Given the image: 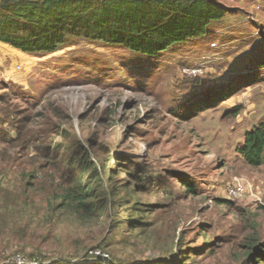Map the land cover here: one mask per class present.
I'll list each match as a JSON object with an SVG mask.
<instances>
[{
	"label": "rangeland",
	"instance_id": "374dc122",
	"mask_svg": "<svg viewBox=\"0 0 264 264\" xmlns=\"http://www.w3.org/2000/svg\"><path fill=\"white\" fill-rule=\"evenodd\" d=\"M216 1L207 35L156 57L0 43V264H264V162L237 152L264 127V0ZM81 159L120 194L76 220L57 197ZM128 198L149 204L141 234Z\"/></svg>",
	"mask_w": 264,
	"mask_h": 264
},
{
	"label": "trees",
	"instance_id": "16d2710c",
	"mask_svg": "<svg viewBox=\"0 0 264 264\" xmlns=\"http://www.w3.org/2000/svg\"><path fill=\"white\" fill-rule=\"evenodd\" d=\"M225 13L216 0H0V43L25 54L52 53L65 47L68 39L81 37L156 57L173 45L204 37L210 24ZM237 152L248 166L264 162L262 124L244 133ZM86 162H78V173L57 197L59 206L76 220L98 217L110 197L120 194L103 190L110 177L104 179V170ZM128 188L129 184L123 190ZM125 204H130L129 229L145 232L148 225L142 219L149 204L128 198L119 207Z\"/></svg>",
	"mask_w": 264,
	"mask_h": 264
},
{
	"label": "built area",
	"instance_id": "2783aa9c",
	"mask_svg": "<svg viewBox=\"0 0 264 264\" xmlns=\"http://www.w3.org/2000/svg\"><path fill=\"white\" fill-rule=\"evenodd\" d=\"M260 1L261 0H256L255 4H256V8L257 9L259 8V4L258 3ZM213 48L217 49L218 47L214 44ZM182 70L185 73V75H190V76H196L197 74H200V71H201L200 68H193V69L184 68ZM242 190H243L242 187L240 185H238V186L234 187V190L232 192L233 193L240 192V191L242 192ZM19 260H20L19 258H15V259H12V261L8 262L7 264H15L14 262H17V261H18V264H22V263L19 262Z\"/></svg>",
	"mask_w": 264,
	"mask_h": 264
},
{
	"label": "crops",
	"instance_id": "0c3cea01",
	"mask_svg": "<svg viewBox=\"0 0 264 264\" xmlns=\"http://www.w3.org/2000/svg\"><path fill=\"white\" fill-rule=\"evenodd\" d=\"M213 24H215V22H212L210 25H211V26H214ZM207 34H208V33H207Z\"/></svg>",
	"mask_w": 264,
	"mask_h": 264
}]
</instances>
